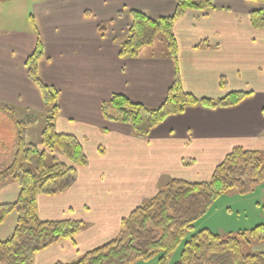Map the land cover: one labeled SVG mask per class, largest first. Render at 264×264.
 Wrapping results in <instances>:
<instances>
[{
	"label": "crops",
	"instance_id": "0c3cea01",
	"mask_svg": "<svg viewBox=\"0 0 264 264\" xmlns=\"http://www.w3.org/2000/svg\"><path fill=\"white\" fill-rule=\"evenodd\" d=\"M176 1L32 0L24 2L31 12L30 26L23 20L21 27L2 21L7 25L0 27V102L32 112L43 108L40 87L25 67L39 41L38 77L58 91L55 128L74 135L88 160L76 167L68 189L37 197L41 219L79 220L81 231L72 241L38 251L31 264L77 260L115 237L121 219L164 182L206 181L234 147L264 153V29L249 21V13L261 9L256 0H212L209 10L186 9L172 26L175 61L166 45L158 54L152 44L134 57L119 55L131 11L150 18L170 16ZM176 72L182 88L198 98L247 94L234 105L187 107L165 117L146 138L136 137L129 124L103 115L101 104L115 93L147 107L159 106ZM16 135L14 121L0 110V168L12 158ZM18 191L16 181L0 182V203L15 201ZM263 200L264 184L245 195H220L214 204H223L227 217L235 210V220L217 225L204 220L201 228L221 235L248 230L264 222ZM16 218L10 213L0 224V240L13 231Z\"/></svg>",
	"mask_w": 264,
	"mask_h": 264
},
{
	"label": "trees",
	"instance_id": "16d2710c",
	"mask_svg": "<svg viewBox=\"0 0 264 264\" xmlns=\"http://www.w3.org/2000/svg\"><path fill=\"white\" fill-rule=\"evenodd\" d=\"M212 7V0H177L170 16L150 18L140 11H131L132 22L119 44V55L134 57L142 47L154 44L163 35L167 51L175 61L177 44L172 26L176 18L186 9L206 11ZM249 21L253 27L264 29V11H251ZM41 56L38 41L25 67L28 78L40 87L42 112L0 102V110L14 121L17 130L12 158L0 168V182L11 179L19 187L15 201L0 203V224L10 213L17 216L13 231L0 240V264H31L38 251L61 240L72 241L84 225L79 220H43L38 216V195L65 191L75 180L76 167L88 162L79 140L55 128L58 91L42 84L38 77ZM246 94L235 91L218 99L198 98L182 88L176 72L165 99L157 107H147L115 93L101 104V109L105 118L127 123L136 137L146 138L165 117L182 113L187 107L234 105ZM36 113L43 114V127L38 142H33L27 136L30 125L38 118ZM262 114L264 117V106ZM257 184H264V153L234 147L214 167L208 180H167L153 197L121 219L115 237L84 252L75 261L54 264H133L157 255L164 263L186 231L193 228L194 222L206 214L220 195L229 191L245 195ZM261 210L264 214V200ZM251 242H264V222L225 235L202 228L184 241L179 259L173 264H264V251H243V243Z\"/></svg>",
	"mask_w": 264,
	"mask_h": 264
},
{
	"label": "rangeland",
	"instance_id": "374dc122",
	"mask_svg": "<svg viewBox=\"0 0 264 264\" xmlns=\"http://www.w3.org/2000/svg\"><path fill=\"white\" fill-rule=\"evenodd\" d=\"M28 2V4L32 1V0H8L6 2V0H0V27H4L5 25H7V23H3V20H12V22H8V24H17L20 25V27L22 26V20L24 21V24L26 25V27L30 26V21H29V17L28 15L31 13L28 9V6L25 5L24 7V2ZM257 2V6H259L263 11H264V0H256ZM26 4V3H25ZM5 6V7H4ZM1 8H3L1 10ZM2 17H5L2 19ZM166 45V41L163 37V35H159L155 42H154V49L153 51L155 52V54L160 53L161 51L164 50V46ZM34 111V110H33ZM42 112L41 110L35 111V112ZM42 113L37 114L36 116H38L36 122H34L32 125H30L29 127V132H28V136L27 138L30 141H35L38 142L39 140V131L41 130V128L43 127L42 125V121L43 119L42 117ZM165 184L162 186L164 187L167 184V181L164 182ZM219 202V201H218ZM224 202V201H223ZM226 203V202H224ZM213 205H210L209 207V211L207 213V215L205 217H202L201 219H198L194 222L193 224V228L190 230H187L184 237L181 239L180 243L178 244V246L176 247V249H174L173 252L170 253V255L167 257V259L165 260V262H160L158 260L159 255L149 259V260H143L140 259L136 262H134L133 264H173L176 261H178L179 259V254L181 251V248L183 246V243L185 240H187L189 238V236L191 235V233H193L194 231H197L199 229H202V225L203 221L206 220L208 222H210L212 225H217V224H225L223 221H232L235 220V210L232 216L227 217V214H224V211L222 212L221 209L224 207L222 206L223 204H219V203H212ZM218 204V205H217ZM216 209V210H215ZM213 210H215L214 212H218V215L213 217ZM204 225V224H203ZM205 227V226H204ZM264 248V242H251L250 245H248L247 243H243V251L244 252H254L257 251L258 249ZM260 250V251H261Z\"/></svg>",
	"mask_w": 264,
	"mask_h": 264
}]
</instances>
